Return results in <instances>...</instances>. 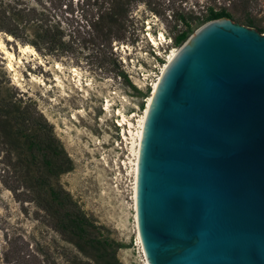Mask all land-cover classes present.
Listing matches in <instances>:
<instances>
[{"label":"rangeland","instance_id":"obj_1","mask_svg":"<svg viewBox=\"0 0 264 264\" xmlns=\"http://www.w3.org/2000/svg\"><path fill=\"white\" fill-rule=\"evenodd\" d=\"M18 1L60 28L53 35L59 45L36 50L29 42V26L19 31L20 39L0 31L2 49L12 54L10 58L0 50V84L50 123L73 164L58 181L85 215L103 227V234L121 245L119 262L146 264L137 242L130 131L145 109L151 81L170 49L184 41L175 45L172 37L186 27L191 29L188 37L207 22L197 24L196 18L209 8H224L231 21L245 26L246 15L264 28V0H247L246 6L238 0H133L121 33L103 46L94 44L86 23L106 0ZM121 114L130 125L121 123ZM4 160L0 152V264H68L74 255L85 260L34 202L7 188Z\"/></svg>","mask_w":264,"mask_h":264},{"label":"water","instance_id":"obj_2","mask_svg":"<svg viewBox=\"0 0 264 264\" xmlns=\"http://www.w3.org/2000/svg\"><path fill=\"white\" fill-rule=\"evenodd\" d=\"M134 204L147 264H264V33L220 17L177 48L146 108Z\"/></svg>","mask_w":264,"mask_h":264},{"label":"trees","instance_id":"obj_3","mask_svg":"<svg viewBox=\"0 0 264 264\" xmlns=\"http://www.w3.org/2000/svg\"><path fill=\"white\" fill-rule=\"evenodd\" d=\"M132 1L106 0V5L100 2L97 13L86 23L93 32L95 45L103 46L110 38L121 33ZM238 1L244 6L248 5L247 0ZM20 3L18 0H0V31L20 39L19 31L29 26L33 33L29 42L36 50L56 49L59 38L53 35L59 33L60 28L48 23L49 19L34 8L21 6ZM175 15L178 19L182 18L179 12ZM220 17L230 18L231 14L224 8H209L203 17L196 18V23ZM242 20L247 26H254L250 17L244 15ZM254 28L264 32L260 26ZM190 32L191 29L186 27L175 34L172 37L173 44H180ZM119 74L127 86L136 94H141L124 74ZM0 140V152L5 157L2 176L7 188L18 198L34 202L45 213L53 230L86 257L82 260L74 255L68 258V264H121L116 257L121 245L104 235L103 227L92 222L60 185L59 175L70 171L73 164L53 134L50 123L28 102L7 92L2 84Z\"/></svg>","mask_w":264,"mask_h":264},{"label":"bare ground","instance_id":"obj_4","mask_svg":"<svg viewBox=\"0 0 264 264\" xmlns=\"http://www.w3.org/2000/svg\"><path fill=\"white\" fill-rule=\"evenodd\" d=\"M8 38H11L10 36H8ZM1 41V40H0ZM152 42L155 44V41L152 40ZM2 43L0 42V50L2 52H4L7 56H9L10 58L12 57V54L11 52L9 51H6V50H3L2 49ZM25 48H28L30 51L34 52V49H32L31 47L29 48L27 45L25 46ZM23 49V48H22ZM26 50V49H25ZM27 51V50H26ZM177 51V48H171L167 57H166V60L165 62L160 66V70L158 72V74L155 76V78L151 81V84H150V87H151V93L149 94V96L147 97L146 99V105H145V109L143 110L142 114L138 116L137 120H136V125L133 129V131H130L131 133V151L134 155V158H133V163H132V172H133V201L135 199V175H136V162H137V154H138V148H139V141H140V136H141V130H142V126H143V121H144V116H145V112H146V108L148 106V103H149V100H150V97H151V94L153 92V90L155 89L156 85H157V82L159 80V77H160V74L162 73L163 69L165 68L166 66V63L172 58V56H174V54L176 53ZM11 66H9L10 68ZM107 106V105H106ZM125 116H123L121 114V123L123 122H126L128 123V125H130V122H127V119L124 118ZM133 128V127H132ZM134 209H135V204H134ZM137 231V229H136ZM137 242L139 244V247L141 248V252L143 254V250H142V247H141V244H140V241H139V237H138V233H137ZM144 256V254H143ZM145 259V258H144ZM146 262V261H145ZM147 264V263H146Z\"/></svg>","mask_w":264,"mask_h":264}]
</instances>
